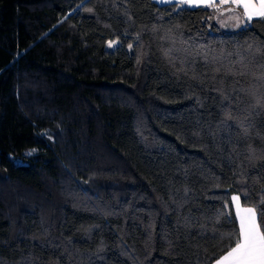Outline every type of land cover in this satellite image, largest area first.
Listing matches in <instances>:
<instances>
[{"label": "trees", "instance_id": "1", "mask_svg": "<svg viewBox=\"0 0 264 264\" xmlns=\"http://www.w3.org/2000/svg\"><path fill=\"white\" fill-rule=\"evenodd\" d=\"M218 18L155 0H0V264L227 251L231 196H264L251 95L264 94V21Z\"/></svg>", "mask_w": 264, "mask_h": 264}, {"label": "snow or ice", "instance_id": "2", "mask_svg": "<svg viewBox=\"0 0 264 264\" xmlns=\"http://www.w3.org/2000/svg\"><path fill=\"white\" fill-rule=\"evenodd\" d=\"M159 2L175 3L177 7L185 5L210 7L216 9L221 16L231 13L228 20H234L236 27L241 24L247 27L254 19L264 21V0H219L218 3L216 0H159ZM86 10L91 11V9ZM112 43L109 42V47ZM258 51H264V49H258ZM244 74L240 73V75ZM259 79L264 80V73ZM251 95L255 98V104L252 107L264 110V94L257 96L256 92H253ZM228 119H231V116H228ZM241 195L245 198V204L249 202L250 197L247 191L231 196L238 227L228 235L232 244L227 247V251L215 259L214 264H264V196H260L252 206L242 207ZM223 238L221 236V239Z\"/></svg>", "mask_w": 264, "mask_h": 264}, {"label": "rangeland", "instance_id": "3", "mask_svg": "<svg viewBox=\"0 0 264 264\" xmlns=\"http://www.w3.org/2000/svg\"><path fill=\"white\" fill-rule=\"evenodd\" d=\"M230 15H232V14L231 13H225L223 16L219 15L218 23H219L220 27L223 30H234V29H237V28L240 27V26L239 27L235 26V21L234 20H228V16H230ZM110 41L113 42L111 47H109V42ZM110 41L108 42V46H107L108 49H113L116 46H118V44H119V42L117 40H110ZM35 151H37V150H35Z\"/></svg>", "mask_w": 264, "mask_h": 264}, {"label": "crops", "instance_id": "4", "mask_svg": "<svg viewBox=\"0 0 264 264\" xmlns=\"http://www.w3.org/2000/svg\"><path fill=\"white\" fill-rule=\"evenodd\" d=\"M156 2H158L159 4H169V3H160L159 0H155ZM216 1H219V0H216ZM189 6V5H188ZM192 8H195L196 6H190ZM244 207V206H243Z\"/></svg>", "mask_w": 264, "mask_h": 264}]
</instances>
